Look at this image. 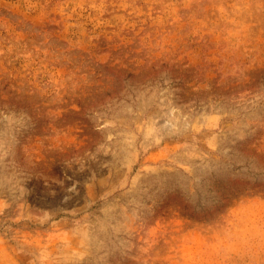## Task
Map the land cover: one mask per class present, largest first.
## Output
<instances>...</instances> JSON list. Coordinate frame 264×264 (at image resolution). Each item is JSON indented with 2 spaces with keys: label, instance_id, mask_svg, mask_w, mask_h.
<instances>
[{
  "label": "rangeland",
  "instance_id": "obj_1",
  "mask_svg": "<svg viewBox=\"0 0 264 264\" xmlns=\"http://www.w3.org/2000/svg\"><path fill=\"white\" fill-rule=\"evenodd\" d=\"M0 264H264V0H0Z\"/></svg>",
  "mask_w": 264,
  "mask_h": 264
},
{
  "label": "trees",
  "instance_id": "obj_2",
  "mask_svg": "<svg viewBox=\"0 0 264 264\" xmlns=\"http://www.w3.org/2000/svg\"><path fill=\"white\" fill-rule=\"evenodd\" d=\"M193 214H187V216L192 217Z\"/></svg>",
  "mask_w": 264,
  "mask_h": 264
}]
</instances>
